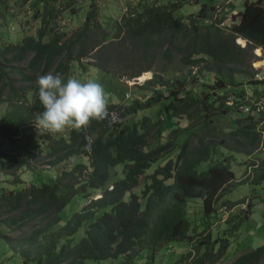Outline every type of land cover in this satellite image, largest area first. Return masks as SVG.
<instances>
[{"label":"trees","instance_id":"obj_1","mask_svg":"<svg viewBox=\"0 0 264 264\" xmlns=\"http://www.w3.org/2000/svg\"><path fill=\"white\" fill-rule=\"evenodd\" d=\"M58 1L33 0L25 7L15 0L36 30L26 35L22 30L28 24L14 25L23 34L17 41L11 28H0V92L10 84V72L31 83L49 72L60 74L65 82L75 78V70L84 77L81 59L96 48L92 58H103L117 70L156 58L165 65L176 60L177 67L168 70L169 77L154 73L137 87L144 97L150 93L145 101L109 104V113L118 112L121 122L93 120L80 132L54 136L32 130L43 111L37 84L29 90L31 100H11L0 117V154L10 156L9 176L0 182V264H137L143 257L153 259L172 242L190 244L178 264L220 262L229 240L210 233L195 236V228L211 224L217 204L232 210L245 202L225 199L240 186L259 187L260 193H252L259 196L255 203L264 205V108L250 100L263 97L258 86L264 88V76L256 79L259 71L251 63L257 60V48L264 55V0H246L230 25L223 24L226 14L218 15L212 4H199L196 11L179 17L174 13L183 0L138 5L133 17L119 25L125 38L108 44L106 37H93L101 35L93 34L100 27L94 22L98 15L93 0L81 25L69 34L56 23ZM0 6L5 23H10L3 0ZM156 34L159 40L154 43ZM241 39L245 47L238 45ZM126 40L132 57L114 61L108 50L122 47ZM97 69L105 67L99 63ZM142 72L139 68L126 76L133 79ZM181 118L185 125L167 133ZM86 134L90 152L84 150ZM15 141V151L7 150ZM76 157L85 164L75 162L68 171H59L61 164ZM31 161L51 167L49 181L45 178L50 171L45 174L46 168L30 166ZM232 166L248 172L238 181ZM19 170L33 171L42 179L26 185L16 175ZM117 170L119 179L113 181ZM91 193L100 197L68 217L61 215L75 196L83 200L93 197ZM190 203L198 206L192 219ZM253 205L247 203L243 214L226 219L229 233L247 223ZM198 236L203 238L195 240ZM230 264H264V243Z\"/></svg>","mask_w":264,"mask_h":264},{"label":"rangeland","instance_id":"obj_2","mask_svg":"<svg viewBox=\"0 0 264 264\" xmlns=\"http://www.w3.org/2000/svg\"><path fill=\"white\" fill-rule=\"evenodd\" d=\"M19 3H21L23 6L27 7V2H31L33 0H17ZM162 0H93L95 4V11L96 17L98 15L97 20L95 19V23H97L100 27L99 30H95L93 34L96 35V32H99L101 35H96L93 37H97L94 39L100 40L103 39V37H106L105 44L110 43L111 41L121 42L125 38L123 36L122 32L123 30H120L119 25H123L124 18H131L132 15L135 13L134 9L138 5L142 4H156L161 5ZM198 3H195V0H183L184 5L181 7L180 10H177L179 12L174 13L175 17H179L181 15H188L190 12H194L198 9L199 4H209L210 0H197ZM3 2L6 4V10L8 11V18L10 19V23H5L6 20H4V16L1 15V6H0V28H11L13 31L11 34L15 37V40L19 41L21 40L23 34L19 33V30L15 31L13 29L14 25L17 27H21L20 23L28 24L29 26L33 24V21L29 18H27V15L24 14L22 11L20 5L15 2V0H3ZM66 2L70 5L69 7H66ZM91 2L90 0H59L54 7L58 9L57 16L58 19L56 20V23H59L61 28H63V32L69 34L72 30L77 29L78 26L81 25V21L86 15V13L91 8ZM243 2L238 3L237 8L242 9ZM225 3L223 1L219 2L216 0L214 3L212 1V5L217 8V14L218 15H225V22H223L224 25H230L231 16H233V13L230 11L226 12L224 11V8L226 6H230L231 4ZM7 18V19H8ZM17 24V25H16ZM131 25V24H130ZM24 27L23 33L26 35H33L36 30V25H33L32 28L30 27ZM4 32V31H3ZM118 32H121L119 36H117ZM167 37V35H164ZM117 37V38H115ZM152 40L154 43H157L159 40V34L153 35ZM16 41V42H17ZM165 43V41H164ZM239 44L242 47L244 45V41L239 40ZM124 50L125 52H122ZM97 51L94 50L90 55L86 58L81 59V66L82 67V73L85 74L84 77L80 78V72L75 70L74 76L76 79L81 80V82H87L88 80H93L96 82H99L103 85L105 91L109 94V104L112 103V101H115L117 98L113 94L109 92V89L104 84L106 83L107 79L111 80L109 81L111 89L114 90L116 88V85H118L120 88H124L126 101L119 99L118 106L126 105L128 102L132 100H138V101H145L150 96V93L148 92L146 94L147 97H144L139 89L137 87H141L144 82L150 80L152 78V75L154 73H157L162 79H165L170 76L168 73V70L174 71L177 67V64L175 62H170L169 65H165V63H158L159 58H156L153 61L149 62H138L136 64H129L126 68L123 69H115L112 66H109L105 64L103 58H100V61L92 58V55L95 54ZM108 51H110L112 55V59L116 61V59H121L123 61H126L127 57H132L130 47L126 43L121 47L114 46L110 48ZM259 52V53H258ZM256 54H261V52L256 49ZM101 56L103 54L101 53ZM262 60H255L252 61L251 66L255 68L256 70H259V76H255L256 79L261 78L262 74H260L261 70H264V56L262 57ZM99 63H102L105 69L103 71L98 70L97 66ZM126 63V62H123ZM257 63V66H256ZM125 67V66H124ZM144 69L145 72L141 73L140 80L135 81V79L131 80L128 79L126 74L132 73L137 69ZM147 68V69H146ZM121 70V71H120ZM159 70H163L166 72H160ZM264 74V71H261ZM121 76V77H120ZM8 79L10 80V84L8 87L6 86L0 93V117L4 115L8 109L9 105L11 103V100H14L17 103H21L22 101L31 100L28 96H30L29 90L31 87L35 86L37 83H31V82H25L22 81V78L15 74V72H10L8 75ZM10 88L14 90V93L10 91ZM254 89L253 87H251ZM256 89V88H255ZM248 92V96H250V92L248 89L246 90ZM29 94V95H28ZM140 95V96H139ZM251 103L255 104V106H259L261 108H264V97L260 99H250ZM13 102V101H12ZM163 102V101H162ZM161 102V103H162ZM228 104H231L228 102ZM161 105V104H159ZM157 107V106H156ZM156 107L153 108V110H156ZM132 118V117H131ZM130 118H127L124 120H129ZM120 122V121H119ZM186 119L181 118L174 120V126L172 129H168L167 133L169 131H173L174 128H180L181 126L185 125ZM33 131H38L36 127H32ZM166 130V128H164ZM167 135V134H166ZM167 141V139H166ZM19 146L18 142H12V145L8 146L7 150H13ZM261 151H264V148H261ZM2 159L0 158V167L1 166H7L8 162L10 161V156L8 157V154H3ZM40 157V154L38 152V156L36 158ZM35 158V159H36ZM34 159V160H35ZM253 160V157L250 158ZM79 160V161H78ZM75 162H84L85 161L82 158L76 157L71 158L69 161L65 164H61L60 166V172L63 171L62 169L65 168L67 171L70 169V167ZM38 165H41L42 162H37ZM41 169L40 167H38ZM51 167H46L45 174L49 173L47 171H50ZM233 171L235 172V177L238 181H240L241 177L244 175L245 171L248 172L243 166H232ZM2 174H6L5 171H1ZM8 173V172H7ZM51 173L46 176L45 180L49 181V176ZM44 177V175H42ZM120 176V170L116 171V174L113 178V181H117ZM24 184H30L31 182H34L37 179H42L41 175L38 173H33L25 175L21 174L20 178ZM141 179H139V184L141 183ZM43 181V180H42ZM112 183V182H111ZM110 183V184H111ZM253 189L256 191H259L260 188L257 186H240L238 189L234 190L232 193L226 196V200L237 202L239 200L245 199V202L242 204H239L236 207H233L232 210H225L224 208L220 207V203L216 205V211L213 215L212 219L210 220L211 224L207 227V224L205 225H199L195 228V233L193 235H199L200 233H210L211 237L218 238L219 236L225 237L229 240L231 243L230 247H227L225 249V253L223 251V258H221L220 262L216 264H230L237 256L241 255L242 253L252 251L256 247L260 246L264 243V205H261L259 203H255L259 200V196L253 195ZM138 190V189H137ZM90 195H94L93 197H83V200L81 196H75L69 205L66 207L64 212L61 214L62 216H70L74 212L80 211L82 208L87 206L89 204V201L91 198L92 200L97 199L99 197V194L91 193ZM194 201V200H193ZM198 201V200H195ZM253 202V209L254 214L251 215V218L247 220V223L242 225L240 228H237L235 232L229 233V226L226 223V219L229 220L231 217L233 219L235 214H243V211L246 208L247 209V203ZM198 211V206H196L193 203H190L188 207V213L189 217L192 219L194 212ZM209 222V223H210ZM227 235V236H225ZM198 238H203L202 236H198ZM187 251H190V244L189 243H182V242H172L167 245H164L162 248H160L157 252V254L153 257V259H147L143 257L142 259L146 261V264H178L177 261L186 254ZM194 254V253H193ZM196 254V253H195ZM197 256V255H196ZM107 262H110V260L103 261L101 264H107ZM89 264H92L89 262Z\"/></svg>","mask_w":264,"mask_h":264},{"label":"clouds","instance_id":"obj_3","mask_svg":"<svg viewBox=\"0 0 264 264\" xmlns=\"http://www.w3.org/2000/svg\"><path fill=\"white\" fill-rule=\"evenodd\" d=\"M36 83L43 111L36 115L34 124L41 135L55 136L68 130L80 132L88 128L93 120L102 122L110 118L109 94L99 82H81L74 77L65 82L60 74L49 72L38 76ZM90 149L91 138L87 137L84 150L90 152ZM37 166L46 168L49 165Z\"/></svg>","mask_w":264,"mask_h":264},{"label":"crops","instance_id":"obj_4","mask_svg":"<svg viewBox=\"0 0 264 264\" xmlns=\"http://www.w3.org/2000/svg\"><path fill=\"white\" fill-rule=\"evenodd\" d=\"M212 1H213V3L216 1V0H210V3L209 4H212ZM219 2H221V1H223V2H225V3H228V4H231L230 6H226L225 8H224V11H226V12H228V11H230L231 13H233V15L234 14H236L237 12H239V11H241L242 9H239V7L237 8V5H238V3H240V2H243V0H218ZM246 0H244V2H245ZM248 1H251V0H248ZM227 4V5H228ZM244 4V3H243ZM243 7V6H242ZM227 16V15H226ZM232 17V16H231ZM226 20V19H225ZM225 20H224V22H225ZM230 23H231V20H230ZM242 40V39H241ZM244 41V47H245V44H246V41L245 40H243ZM238 44V43H237ZM239 46H240V44H238ZM242 46V47H243ZM260 52H261V54H256L255 53V51H253V53H254V55L257 57V60H262L263 58V52H262V50L260 49V48H257ZM255 50V49H254ZM259 71V70H258ZM261 71H264V70H261ZM260 71V74H262V77L261 78H258V80H262V78H263V76H264V74L262 73ZM256 76H259V72H258V74L256 75ZM111 80V78L110 79H107L106 80V83L104 82V84L107 86V88L109 89V92L110 93H112L113 94V92L112 91H114V96H116L117 98L115 99V101H112V103H110V104H115V105H117L118 104V100L119 99H121V100H124V101H126V96L124 95L125 94V92H124V88H120L118 85H116V88H114V90H112L111 89V86H110V83H109V81ZM259 88H258V93H262V95H263V97H264V88L263 87H260V86H258ZM262 97V98H263ZM256 98V97H255ZM123 105V104H122ZM113 115L114 116H116L117 117V120L116 121H113L112 120V117H113ZM121 122V119L119 118V116H118V112H110V118H109V120H108V123L109 124H115L116 122ZM86 136L88 137V134H86ZM38 151H36L35 152V154L37 153ZM11 155H14L13 153H11ZM1 163V162H0ZM31 163L32 164H30V166H36L37 168L39 167V166H37V163H34V161H31ZM10 165V163H8L7 164V166H1L0 168V182H2V181H4V179L7 177V176H9V172L6 170V168L8 167ZM2 167H4L5 169H2ZM41 168V167H40ZM41 169H43V168H41ZM7 171L6 172V174H2L1 175V171ZM48 172V171H47ZM34 172L33 171H31V172H26V173H21V170H19V171H17L16 172V175L17 176H19V178H21V174L23 175V174H25V175H28V174H33ZM50 173L51 174H54V172L53 171H50ZM21 180V179H20ZM22 181V180H21ZM23 182V181H22ZM26 185H28V184H26ZM179 261V260H178ZM178 261H177V263H178ZM137 264H146V262L143 260V261H139Z\"/></svg>","mask_w":264,"mask_h":264},{"label":"built area","instance_id":"obj_5","mask_svg":"<svg viewBox=\"0 0 264 264\" xmlns=\"http://www.w3.org/2000/svg\"><path fill=\"white\" fill-rule=\"evenodd\" d=\"M112 120H113V121H116V120H117V117L113 115ZM46 167H47V166H46Z\"/></svg>","mask_w":264,"mask_h":264},{"label":"water","instance_id":"obj_6","mask_svg":"<svg viewBox=\"0 0 264 264\" xmlns=\"http://www.w3.org/2000/svg\"><path fill=\"white\" fill-rule=\"evenodd\" d=\"M246 45V44H245ZM244 47V46H243ZM135 79V81H138L139 79L138 78H134Z\"/></svg>","mask_w":264,"mask_h":264},{"label":"bare ground","instance_id":"obj_7","mask_svg":"<svg viewBox=\"0 0 264 264\" xmlns=\"http://www.w3.org/2000/svg\"><path fill=\"white\" fill-rule=\"evenodd\" d=\"M238 43H239V41H238ZM259 53V52H258ZM139 78H141V77H139ZM140 80V79H139Z\"/></svg>","mask_w":264,"mask_h":264}]
</instances>
